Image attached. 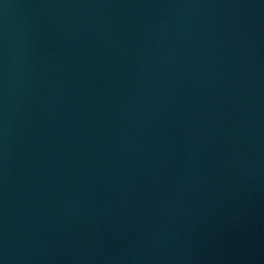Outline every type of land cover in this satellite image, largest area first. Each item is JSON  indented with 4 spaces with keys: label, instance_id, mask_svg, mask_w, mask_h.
Returning a JSON list of instances; mask_svg holds the SVG:
<instances>
[{
    "label": "water",
    "instance_id": "1",
    "mask_svg": "<svg viewBox=\"0 0 264 264\" xmlns=\"http://www.w3.org/2000/svg\"><path fill=\"white\" fill-rule=\"evenodd\" d=\"M0 264H264V0H0Z\"/></svg>",
    "mask_w": 264,
    "mask_h": 264
}]
</instances>
